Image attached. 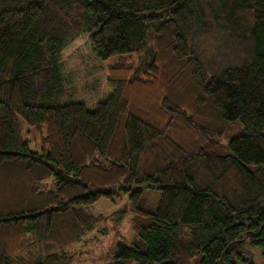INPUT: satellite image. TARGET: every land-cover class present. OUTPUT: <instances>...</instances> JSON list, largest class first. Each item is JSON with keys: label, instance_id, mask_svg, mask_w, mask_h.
I'll return each instance as SVG.
<instances>
[{"label": "trees", "instance_id": "1", "mask_svg": "<svg viewBox=\"0 0 264 264\" xmlns=\"http://www.w3.org/2000/svg\"><path fill=\"white\" fill-rule=\"evenodd\" d=\"M82 33L115 58L92 111L59 103ZM121 196L103 264L264 261V0H0V264L80 262Z\"/></svg>", "mask_w": 264, "mask_h": 264}, {"label": "rangeland", "instance_id": "2", "mask_svg": "<svg viewBox=\"0 0 264 264\" xmlns=\"http://www.w3.org/2000/svg\"><path fill=\"white\" fill-rule=\"evenodd\" d=\"M114 60L115 58L113 57L107 60H99L93 56L85 34H80L62 54L61 76L63 78V88L59 103H83L87 110L92 111L95 104L104 101L109 94L106 86L107 68ZM18 124L22 138L30 142L32 150H37L32 143L33 136L31 137L26 133L27 127L24 122L19 119ZM238 128V125L233 127L228 133V138L222 140V148L218 150L219 153H226L227 140L237 134ZM144 196H146V201L153 202L155 192L145 193ZM131 209L132 203L127 196H121L113 201L101 199L92 205L90 212L94 216H108L123 210L126 211V214L120 225L108 222L105 226L107 233L104 235L96 233L98 236L96 241L93 240L84 245L79 243L70 248V251H81L84 253L82 260L74 264H103L107 260V254L110 253L117 243L122 242L129 246L133 238L131 229L133 214ZM88 236L91 237L92 233L88 234ZM246 248L251 252L254 264H264L259 248L252 246H246ZM194 259L193 263H197L199 260L197 257ZM126 264L136 263L130 260Z\"/></svg>", "mask_w": 264, "mask_h": 264}]
</instances>
